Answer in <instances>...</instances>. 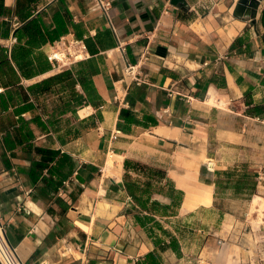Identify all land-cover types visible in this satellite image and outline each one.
Masks as SVG:
<instances>
[{
    "label": "crops",
    "instance_id": "1",
    "mask_svg": "<svg viewBox=\"0 0 264 264\" xmlns=\"http://www.w3.org/2000/svg\"><path fill=\"white\" fill-rule=\"evenodd\" d=\"M238 1L111 0L112 29L94 0H0V215L25 264H165L178 235L135 201L142 173L126 161L163 171L167 205L182 198L178 213L214 216L240 257L259 255L239 218L257 219L264 198V116L249 113L264 103V28L262 7L255 24L234 16ZM57 29L84 40L86 58L54 68ZM43 150L59 153L45 168ZM239 162L258 186L233 216L217 208L215 179ZM263 229L264 217L251 233L262 246Z\"/></svg>",
    "mask_w": 264,
    "mask_h": 264
},
{
    "label": "rangeland",
    "instance_id": "2",
    "mask_svg": "<svg viewBox=\"0 0 264 264\" xmlns=\"http://www.w3.org/2000/svg\"><path fill=\"white\" fill-rule=\"evenodd\" d=\"M264 9V3H262V10ZM245 163L239 162L236 163L231 168L244 165ZM249 166L248 164H246ZM154 170V169H153ZM156 171H159L158 169H155ZM250 170V169H249ZM146 173H149L147 171H144ZM218 172V171H217ZM147 175L142 174V179H135L133 184L140 186L137 183L145 184L147 182H150V187L148 194L151 197L159 198L160 201L150 203L147 201V204H149V208L152 211H156L159 213L161 217L162 223L161 225L164 226L166 238L173 236V233L175 232L178 235V239L174 236V240H176L175 245L171 246V251H174V255L171 251H169L170 256L166 258L165 264H254L259 262V264H262L261 260H264V246L261 245V240L258 236H253L251 233H255V231L260 229V222H256L257 220L253 218V213H250L249 215V221H247L246 217L243 219V217H240L239 219H242L240 221L239 230H243V233H246L247 236L244 237V243L246 245H255L260 248L259 255L255 252H251V255L248 257H240L239 255V248L233 247L234 246V239H231V237L227 238V233L222 232V230H216L220 229L217 226L215 229H212V222H216V218L214 216L206 215L201 213L197 214H184V213H178L177 207L174 206L173 202L171 205H167V201L169 198H172L170 195H172L171 190L169 187L164 188L163 186H166L165 183H162L164 185H161L160 181L154 176L151 177V173ZM149 178V179H148ZM145 180V181H143ZM144 188V187H143ZM176 196V195H175ZM182 199V198H181ZM243 199L245 201H248V198L245 197H236L233 192L228 191L224 194H220L217 197V208L226 211L229 215H236V213L242 212L241 208L236 204L237 200ZM174 222V224H173ZM249 222V223H248ZM256 222V223H255ZM220 225H222V222L218 220L217 222ZM258 223V224H257ZM230 223L228 226H225V229L231 228ZM160 229V228H159ZM162 231V229H161ZM219 231V233L222 237L221 238L223 243L217 244V251L211 252L206 255V253L203 255L204 250L206 249V243L209 237L217 236L216 233ZM264 231V229H263ZM220 239V240H221ZM181 244L179 243V241ZM221 240V241H222ZM169 248V249H170ZM244 262V263H243Z\"/></svg>",
    "mask_w": 264,
    "mask_h": 264
},
{
    "label": "trees",
    "instance_id": "3",
    "mask_svg": "<svg viewBox=\"0 0 264 264\" xmlns=\"http://www.w3.org/2000/svg\"><path fill=\"white\" fill-rule=\"evenodd\" d=\"M260 22L264 28V9L262 10L261 13ZM60 34L61 33H59L58 29L55 30L51 35L52 40L53 41L56 39L59 40ZM262 40L264 42V34L262 35ZM241 43H242L241 39H238L233 46L234 47L239 46V44ZM59 77L60 75H58L56 79ZM246 103L248 104V101H246ZM249 113L254 116H264V103L254 106ZM128 115L129 112L127 110H122L121 112L122 118L127 117ZM42 153L45 155L43 162L39 164L40 167L42 168L47 167L48 165L47 162L53 161L54 158L59 154L58 152L51 150H43ZM63 158L65 159L66 156H64ZM125 168L128 171L129 169H134V171L140 172L144 175L146 174L147 177H149L148 174L151 173V177L152 176L156 177L160 182L165 176L163 171L160 170L156 171L155 169L153 170L150 167L141 166L140 164L134 163L132 161H126ZM144 171H147L149 173H146ZM215 184H216L217 196H219L220 194H224L228 191H231L238 198L245 197L250 199L254 194H256L258 180L256 174L254 172H251L248 169V166L244 164L234 168H229L224 171L216 172ZM129 187H130V192L132 193V196L135 199V201L138 203V205L142 209L147 208V201L150 200V195L148 194L150 182L145 183L144 188H140V186H137L133 183L130 184ZM137 195H139L140 197H138ZM174 200H175L173 203L174 206L178 207L180 203L177 200H181V198L177 199V197H175ZM175 243L176 240L173 239L171 240L170 245L173 246L175 245ZM148 259L150 260L153 259V255H149Z\"/></svg>",
    "mask_w": 264,
    "mask_h": 264
},
{
    "label": "built area",
    "instance_id": "4",
    "mask_svg": "<svg viewBox=\"0 0 264 264\" xmlns=\"http://www.w3.org/2000/svg\"><path fill=\"white\" fill-rule=\"evenodd\" d=\"M99 10L106 17L110 27L113 29L111 20V0H94ZM16 38H14V42ZM125 51V48H122ZM49 62L54 68L59 67H71L76 62L86 58V46L84 40L79 39H67L61 37L57 42L54 43L51 51L47 54ZM128 72H132L134 67L128 66ZM0 264H25L16 248L11 246L8 241L5 226L3 225L2 218L0 215Z\"/></svg>",
    "mask_w": 264,
    "mask_h": 264
},
{
    "label": "water",
    "instance_id": "5",
    "mask_svg": "<svg viewBox=\"0 0 264 264\" xmlns=\"http://www.w3.org/2000/svg\"><path fill=\"white\" fill-rule=\"evenodd\" d=\"M263 2L264 0H239L235 7L234 16L255 24ZM171 3L178 7L188 8L186 0H171Z\"/></svg>",
    "mask_w": 264,
    "mask_h": 264
},
{
    "label": "bare ground",
    "instance_id": "6",
    "mask_svg": "<svg viewBox=\"0 0 264 264\" xmlns=\"http://www.w3.org/2000/svg\"><path fill=\"white\" fill-rule=\"evenodd\" d=\"M211 101V100H210ZM85 110V109H84ZM80 113V115L85 114L86 111H84ZM88 111V109H87ZM112 167V160L109 161L108 163V168L110 169ZM199 172V171H198ZM109 173V172H108ZM188 179L190 180H195L196 178L189 174L187 176ZM196 186V185H195ZM197 187V186H196ZM199 189V188H198ZM196 191V190H195ZM193 193V192H192ZM200 196L198 198V202L204 203V204H208L210 202V198H211V192L209 189H203V191H201ZM188 200H190V197H193L192 194H189L188 196ZM186 205H189V201L186 203ZM252 211H257L258 212V218L256 219V222H260L262 221L263 217H264V198L256 196L252 202ZM255 222V223H256ZM258 224V223H257ZM235 264V262H233Z\"/></svg>",
    "mask_w": 264,
    "mask_h": 264
}]
</instances>
